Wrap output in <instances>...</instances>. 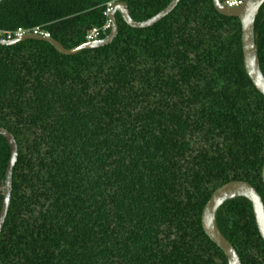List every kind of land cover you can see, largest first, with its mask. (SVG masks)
I'll return each mask as SVG.
<instances>
[{
  "label": "trees",
  "instance_id": "trees-1",
  "mask_svg": "<svg viewBox=\"0 0 264 264\" xmlns=\"http://www.w3.org/2000/svg\"><path fill=\"white\" fill-rule=\"evenodd\" d=\"M118 1L142 22L172 0H2L0 31L39 28L73 49ZM116 18L112 44L76 56L0 45V127L19 149L0 264H228L205 205L233 181L264 201V96L239 19L213 0H181L147 29ZM255 33L264 74V5ZM9 160L0 136V212ZM217 224L242 264H264L248 200L225 203Z\"/></svg>",
  "mask_w": 264,
  "mask_h": 264
},
{
  "label": "water",
  "instance_id": "water-1",
  "mask_svg": "<svg viewBox=\"0 0 264 264\" xmlns=\"http://www.w3.org/2000/svg\"><path fill=\"white\" fill-rule=\"evenodd\" d=\"M2 0H0L1 2ZM181 0H172L171 3L160 13L149 20L137 22L132 19L129 6L124 1L112 4L108 20L112 24L110 33L103 39L86 42L73 49H66L53 38H47L37 34H27L21 39L13 41H1V46H15L25 41H41L50 44L59 54L63 56H76L84 50H93L108 46L113 43L119 34L117 15L119 14L125 24L132 29H147L165 19L179 5ZM264 0H249L244 6L228 8L222 0H213L215 10L222 16L239 19L242 28V50L246 73L256 89L264 96V74L260 66L257 36L255 33V22ZM0 136L4 138L10 149V160L5 175L4 199L0 212V236L8 217L11 197L13 192V172L18 161V144L15 137L6 129L0 127ZM262 179L264 183V165L262 168ZM237 198L248 200L252 207L256 225L260 236L264 240V201L258 191L249 183L244 181H233L218 188L211 196L202 213V227L208 238L219 249L223 251L228 264H242L241 259L233 245L224 237L218 228L217 213L228 201Z\"/></svg>",
  "mask_w": 264,
  "mask_h": 264
},
{
  "label": "built area",
  "instance_id": "built-area-1",
  "mask_svg": "<svg viewBox=\"0 0 264 264\" xmlns=\"http://www.w3.org/2000/svg\"><path fill=\"white\" fill-rule=\"evenodd\" d=\"M249 0H222V3L228 7V8H238L244 6ZM111 5H109V9L107 12V15L109 16V12L111 9ZM112 29V24L108 20L107 23L101 27V28H94L92 29L87 37L86 42H92L95 40H100L104 37H106ZM27 34H37L42 35L47 38H51L50 34L46 32H42L39 28L35 29H24V28H18L14 31H0V40L1 41H13L16 39H21Z\"/></svg>",
  "mask_w": 264,
  "mask_h": 264
}]
</instances>
